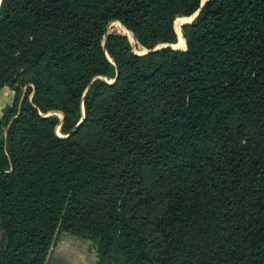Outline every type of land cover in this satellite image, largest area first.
I'll use <instances>...</instances> for the list:
<instances>
[{
	"label": "trees",
	"instance_id": "obj_1",
	"mask_svg": "<svg viewBox=\"0 0 264 264\" xmlns=\"http://www.w3.org/2000/svg\"><path fill=\"white\" fill-rule=\"evenodd\" d=\"M202 2L0 1V264L63 234L93 264H264V0ZM200 6L185 50L107 33L175 44Z\"/></svg>",
	"mask_w": 264,
	"mask_h": 264
},
{
	"label": "rangeland",
	"instance_id": "obj_2",
	"mask_svg": "<svg viewBox=\"0 0 264 264\" xmlns=\"http://www.w3.org/2000/svg\"><path fill=\"white\" fill-rule=\"evenodd\" d=\"M182 22H183L182 17L177 19L176 24H175L176 27L180 28ZM179 28H178V33H179ZM111 32L122 34L120 32V30L118 31V29H116L112 26V22L108 23V25H107V33H111ZM122 35H124V34H122ZM177 42H179V41H177ZM177 42L175 43L176 45H177ZM139 45L140 44H138V43L135 46L134 45L132 46V44H131L133 51L135 53H138V54L143 53L146 49V48H144V50H143L140 47L141 45L140 46ZM3 89L7 93H9V95L13 94L11 87L5 86V87H3ZM52 113L57 114L60 118H62V116H63L61 114V112H58V111H55ZM55 131L58 135H62L59 132V128H56ZM95 258H96L95 252L92 249V247L88 241L80 239V238L75 237V236L70 235V234H63L61 236L58 244L51 250L52 264H93L95 261Z\"/></svg>",
	"mask_w": 264,
	"mask_h": 264
},
{
	"label": "bare ground",
	"instance_id": "obj_3",
	"mask_svg": "<svg viewBox=\"0 0 264 264\" xmlns=\"http://www.w3.org/2000/svg\"><path fill=\"white\" fill-rule=\"evenodd\" d=\"M183 18V21H189L190 20V18H192V16H189V17H182ZM177 21V20H176ZM112 26L114 27V28H116V29H118V31L120 30V32L122 33V34H124L127 38H128V40L130 41V43L132 44V46L134 45H136L138 42H137V40H136V38L134 37V35L131 33V32H129L123 25H121V24H119V23H112ZM179 28V27H178ZM176 29H177V27H176ZM117 31V30H116ZM178 32V31H177ZM179 42H177V45H182L183 43H184V37H183V35L181 34V30H180V28H179V40H178ZM176 45V44H175ZM174 45V47H176ZM140 46V45H139ZM143 50H144V47H142V46H140ZM178 47V48H177ZM176 48L177 49H184L185 47H186V43L183 45V46H181V47H179V46H177Z\"/></svg>",
	"mask_w": 264,
	"mask_h": 264
},
{
	"label": "water",
	"instance_id": "obj_4",
	"mask_svg": "<svg viewBox=\"0 0 264 264\" xmlns=\"http://www.w3.org/2000/svg\"><path fill=\"white\" fill-rule=\"evenodd\" d=\"M1 1V0H0ZM205 0H203V2H204ZM203 2H202V4H203ZM202 4H201V6H202ZM201 6L192 14V15H190V16H192V18L189 20V21H186V22H190V21H192L196 16H197V14L199 13V11H200V8H201ZM188 17V16H187ZM180 30H181V27H180ZM167 46H170V47H173V48H175V49H177L176 47H174V44H171V43H163V44H157L156 46H154V48L153 49H145V51L143 52V53H146V52H148V51H150V50H155V49H157V48H161V47H167ZM186 49V47L184 48V49H177V50H185ZM143 53H140V54H143ZM114 80V79H113ZM113 80L112 81H110L109 83H111V82H113ZM83 119V117L80 119V121ZM79 121V122H80ZM46 264H52V261H51V252H50V254H49V257H48V260H47V263Z\"/></svg>",
	"mask_w": 264,
	"mask_h": 264
},
{
	"label": "crops",
	"instance_id": "obj_5",
	"mask_svg": "<svg viewBox=\"0 0 264 264\" xmlns=\"http://www.w3.org/2000/svg\"><path fill=\"white\" fill-rule=\"evenodd\" d=\"M11 98H12V95L11 94L9 95V93L4 91L3 88L0 90V115H1V112H2V109H3V106L6 103H9Z\"/></svg>",
	"mask_w": 264,
	"mask_h": 264
}]
</instances>
